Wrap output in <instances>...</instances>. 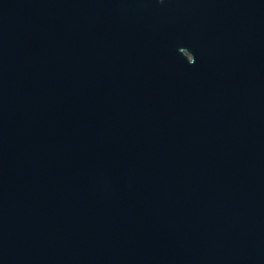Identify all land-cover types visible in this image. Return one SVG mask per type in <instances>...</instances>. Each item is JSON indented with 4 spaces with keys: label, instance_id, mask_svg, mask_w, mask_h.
Segmentation results:
<instances>
[{
    "label": "water",
    "instance_id": "95a60500",
    "mask_svg": "<svg viewBox=\"0 0 264 264\" xmlns=\"http://www.w3.org/2000/svg\"><path fill=\"white\" fill-rule=\"evenodd\" d=\"M0 264H264V0H0Z\"/></svg>",
    "mask_w": 264,
    "mask_h": 264
}]
</instances>
